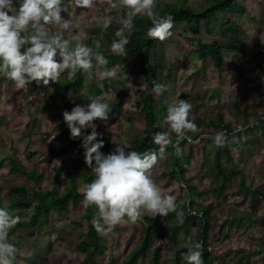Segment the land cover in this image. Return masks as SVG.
Returning a JSON list of instances; mask_svg holds the SVG:
<instances>
[{"label": "rangeland", "instance_id": "rangeland-1", "mask_svg": "<svg viewBox=\"0 0 264 264\" xmlns=\"http://www.w3.org/2000/svg\"><path fill=\"white\" fill-rule=\"evenodd\" d=\"M167 1L195 9L210 2ZM237 2L244 10L217 12L211 19L210 31L201 23L195 35L191 24L183 20L173 22L172 36L157 43L152 60L154 64L162 65L158 70L159 84L166 86L161 95H155L157 100L167 99L166 111L159 119L164 132L168 131L164 121L167 108L178 99L192 105L189 118L198 128V131L188 133L191 142L186 139L179 144L183 150L180 160L185 168L184 177L170 174L171 155H175L172 147L158 160L152 177L162 192L179 198L177 210L183 216L188 198L193 210L209 208L210 228L206 244L202 245V260L206 251L207 264H264V129L259 125L250 127L251 130L247 127L264 113V98L261 96L264 93V0ZM65 6L67 11L62 15L72 17L79 24V32L86 34L83 42L91 41L94 46L95 41L100 40L101 46L109 51L112 40L116 39L114 33L120 26L118 21L124 13L107 4L81 9L74 7L72 0H66ZM105 16L113 20L107 30L96 23L97 18ZM227 18L231 20L226 22L228 26L239 28V35L236 44L223 49V66L218 69L211 58L198 56L197 41H227L228 38L223 36L226 25L223 21ZM139 65L137 60L114 64L109 69L115 70L117 75L111 80L101 79L95 68L91 77L83 73L80 93L68 92L61 101L55 99L51 82L49 86L32 82L27 88L17 90L0 73V206L5 208L8 205L9 188L17 184H25L29 190L39 187L44 191L62 193L75 188L81 192L85 177L92 172L84 164L81 138H69L70 132L62 113L77 104L86 105L89 103L87 98L100 99L110 105L108 121H94L97 132L108 140L109 150L115 147L112 138L130 144L134 149L144 129L138 104L139 91L144 87ZM71 77L65 73L60 81ZM96 86L102 89L98 95L93 94ZM219 116L221 120H218ZM218 132L226 134L230 152V158H227L221 149L219 164L215 163L217 146L212 140ZM170 135L175 143V134ZM50 145L55 147L57 155L50 153ZM9 157L19 160L27 170H37L40 177L32 181L22 174L10 172ZM59 165L69 168L71 175L64 171L56 174ZM241 184L243 189L261 192V201L255 211L251 209V193L242 190ZM189 185L193 188L191 197L187 195ZM82 202L80 199L69 202L63 213L51 210L36 227L11 229L9 242L17 250L14 264H84L85 254L76 248L87 231L82 219ZM32 211L31 206L10 213L19 220H28ZM96 216L97 213L92 217L93 222ZM154 219L163 226L178 222L176 213L170 220L160 215ZM201 225L200 217L194 216L178 231L175 240L165 230V238H154L146 256L138 258L135 264H153L156 257L157 264H173L176 262L175 252L184 247L187 238L201 243ZM141 229L139 221L131 223L125 218L107 235L99 232L103 251L95 254V262L123 264L138 244ZM175 264H186L183 255Z\"/></svg>", "mask_w": 264, "mask_h": 264}, {"label": "clouds", "instance_id": "clouds-1", "mask_svg": "<svg viewBox=\"0 0 264 264\" xmlns=\"http://www.w3.org/2000/svg\"><path fill=\"white\" fill-rule=\"evenodd\" d=\"M72 3L81 9L107 4L124 13L114 33L116 39L109 48L117 56H127L128 36L138 16L146 17L152 23L147 37L164 41L172 36L173 18L158 14V0H72ZM65 5L66 0H0V73L17 90L27 88L32 82L44 86H49L50 82L56 84L65 73L75 76L79 71L91 77L94 68L98 69L101 79L116 78V71L106 67L109 60L99 51L100 40L95 41L94 47L85 44L86 34L79 32V24L72 17L62 15L67 11ZM112 22L108 16L96 21L104 30ZM165 90V85L154 82L153 92L157 97ZM87 100L86 105L77 104L70 111H63L62 116L70 132L69 138H81L84 164L94 176L91 182L82 184L81 194L85 209L90 206L97 209L94 220L97 231L107 235L125 218L136 223L144 216L167 217L172 212L183 223V213L177 210V196L162 192L152 177V170L169 147L181 157L180 141L188 139L191 142L188 133L198 131L197 125L189 118L192 105L178 99L168 106L164 118L168 131L157 133L153 138L158 151L141 153L132 150L130 144L112 138L114 150L105 154L101 151L104 141L98 139L101 134L94 121L106 123L110 105L100 99ZM86 129L91 131L84 134ZM170 133L175 134V143ZM212 140L215 146L223 147L227 137L218 132ZM17 223L18 216L0 207V264H14L17 250L9 242V232ZM184 247L188 250L183 254L186 264H203L201 243L193 242L189 237Z\"/></svg>", "mask_w": 264, "mask_h": 264}, {"label": "trees", "instance_id": "trees-1", "mask_svg": "<svg viewBox=\"0 0 264 264\" xmlns=\"http://www.w3.org/2000/svg\"><path fill=\"white\" fill-rule=\"evenodd\" d=\"M228 9L231 12H241L244 10L237 0H210L207 6H204L199 9H195L186 4H171L167 0L160 1L158 0L156 11L162 17L171 16L173 22L183 20L188 24H191L193 27L194 34H198L199 27L201 23H204L207 31H210V22L212 18L216 17L217 12H223ZM230 19H225L223 21V36L227 37V41L223 40H213L209 43H202L197 41L198 49L197 54L201 59L211 58L214 62L216 68L221 69L223 66V49L231 47V45L236 44L239 35V28L235 26H228ZM227 22V23H226ZM134 27L131 34L128 36L129 43L126 45L127 56H117L107 51L104 46H101L99 51H101L106 58L109 60V64L106 67L109 69L116 63H127L131 60H137L140 62L139 69L140 73L144 78V87L139 91V105L140 111L144 119V129L142 131V136L135 142L134 149L138 152H146L149 150L158 151V146L154 144L153 138L157 133H163L164 128L160 123V117L162 113L166 111V98H163V101L157 100L153 92V84L159 83V68L162 67L160 64H154L152 62L153 55L155 53V47L159 40L151 39L147 37L146 33L148 28L152 27V23L146 17H136L134 20ZM91 41L86 42L88 46L94 47L91 45ZM161 56V55H160ZM83 81V73L77 72L75 76L71 78H65L64 80L59 81L54 84L55 90V99L57 101L63 100L68 92H72L74 95L80 93L81 85ZM106 86V80L103 81ZM145 87L147 91H145ZM93 94L98 95L101 93L102 89L99 87H94ZM261 96L264 98V93H261ZM222 117H218V120H221ZM259 125L264 129V122L260 121ZM250 129V128H249ZM251 130V129H250ZM89 132L84 130V134ZM98 139H103L104 146L102 151L105 153L110 152L108 140L104 136H99ZM224 149L227 158H230V152L227 148V141L223 147H216V156L215 163L220 162L221 149ZM49 151L53 155H57V151L54 146L50 145ZM181 157L171 155L172 160V169L171 175L177 173L179 178H183L185 175V168L182 165ZM8 167L9 171L14 174H22L25 177L30 179L37 180L40 177V172L37 170H27L23 164L14 157L8 158ZM56 174H59L61 171H64L65 174L71 175L69 168L59 165L56 169ZM94 178L93 174L90 173L85 177L84 183H89ZM241 186H243L241 184ZM249 190L251 193V209L255 211V208L261 201L262 194L256 189H243ZM192 186H188L187 195L189 197L193 196ZM259 194V197L258 195ZM200 195V194H199ZM83 201V195L81 192L77 191L75 188H70L65 190L62 193H58L57 190L54 191H44L39 187L29 190L25 184H17L9 188V203L5 207L7 210L13 211L18 208H28L33 207L32 214L28 220H19V223L13 229L16 228H33L38 225L40 220L47 216L51 210L56 211L57 213H63L69 202H76L77 200ZM177 198V205H178ZM2 207V206H0ZM4 208V207H3ZM209 208H203V217L201 218L202 225L200 230L199 240L201 245L205 246L207 234L210 228L209 219L207 217V211ZM97 213L95 206H90L87 209L83 206L82 219L85 220L87 231L85 238L80 239L76 248L85 254L84 264H97L95 262L94 256L96 253L103 251L102 246L99 244V232L94 226L92 221L93 215ZM175 215V212L169 213L166 220H170L171 217ZM195 216V215H194ZM194 216L188 215L184 212L183 223L179 221L171 225L167 224L166 226L158 223L154 218L150 216L142 217L139 222L141 223V238L135 248L128 254L124 259L123 264H135L138 258L145 257L148 249L150 248L154 238L163 239L165 238V230L169 231V236L172 240L176 239L178 231L184 226L185 223L189 222ZM196 217V216H195ZM127 219V218H126ZM231 223V221H230ZM188 250L185 247L179 248L175 252V261H179L180 257L185 254ZM158 253V250H156ZM208 253L205 251L203 253L204 264L208 263L207 259ZM157 258V257H156ZM153 259V264H157V259ZM176 262H173L175 264Z\"/></svg>", "mask_w": 264, "mask_h": 264}, {"label": "built area", "instance_id": "built-area-1", "mask_svg": "<svg viewBox=\"0 0 264 264\" xmlns=\"http://www.w3.org/2000/svg\"><path fill=\"white\" fill-rule=\"evenodd\" d=\"M260 121H263L264 122V113H262L259 118L255 121V122H252L251 124L247 125V127H253L254 125H257L259 124ZM246 127V126H245ZM246 127V128H247ZM186 140V139H185ZM185 140H182V141H185ZM185 210H186V213L188 215H195L197 217H200V219L203 217V212L202 211H196V210H193L192 206H191V202L188 198L186 204H185Z\"/></svg>", "mask_w": 264, "mask_h": 264}]
</instances>
